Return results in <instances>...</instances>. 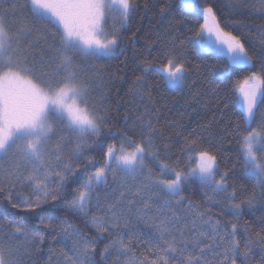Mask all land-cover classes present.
Returning <instances> with one entry per match:
<instances>
[{"label":"trees","instance_id":"16d2710c","mask_svg":"<svg viewBox=\"0 0 264 264\" xmlns=\"http://www.w3.org/2000/svg\"><path fill=\"white\" fill-rule=\"evenodd\" d=\"M137 3V11L126 24L118 16L107 19L105 30L109 33L115 31L118 39L115 56L70 53L75 65H78L76 67L84 71L79 68L81 79L89 86L88 103L105 117L106 125L99 140L92 147H84L78 159V134L54 117V132L48 150H55L59 145L63 159L76 168L75 175L68 176L62 194L39 209L26 211L12 208L5 198L6 193H0V249L4 250L5 259L10 264H65L64 253L74 255L71 251L73 241L64 237L61 220H67L83 236L96 240L94 264H126L127 254L122 255L114 247L109 248L107 253L104 251L117 233L123 237L132 255L153 258L150 253H154L155 249L146 244L148 237L155 233L151 219L146 222L132 216V223L127 228L121 224L112 236L105 234L99 238L88 223L91 215L104 214L95 199L88 209V215L63 206L83 183V173L94 170L84 157L101 160L106 144L119 141L125 132L139 140L147 131L148 121L158 130L153 140L160 158L173 165L179 162L183 167L187 162L182 151L184 137L193 133L200 135L204 146L217 155L220 172H228V191L236 192V202L244 201L236 216L225 193H213L210 188L192 179L184 186L182 206H177L174 201L171 205L183 217L177 227L183 229L190 220V217H185L183 209L191 201L193 206H198L200 211L211 215L221 224L236 222L241 249L250 234L264 233V184L244 167L232 131V126L240 119L238 106L233 104L234 95L237 94L234 93V86L237 81L242 82L250 75V70L231 66L226 58L203 48L196 38L199 25L203 23L200 10L212 7L221 26L240 36L254 57L256 67L252 70L259 71V57L264 55V12L258 9L262 4L258 0H194V7L188 8L183 0H137ZM0 15L5 17L6 29L10 34L30 30L22 41L25 48L22 60L32 70L31 74L39 77L47 73L48 77H55L54 58L58 55L62 27L36 9L31 0H0ZM169 49L179 53L188 69L179 87L166 84L156 70L161 54ZM145 60L153 62L147 73L142 70ZM138 77L141 78L139 81ZM18 163L22 162L11 154L0 156V180L5 181L6 187L11 181L13 203L19 202L17 194L29 196L32 192L26 181L7 176ZM145 164V171L150 168L159 172L158 162L153 157H145ZM30 168L27 165L21 167L20 171L26 175ZM52 179L56 180V177ZM142 180V176L118 173L113 177L110 174L107 186L99 185L95 189L100 205L119 198L123 192L125 202L133 200L142 206L141 197L147 199V193H141V197L135 195ZM250 198L251 205L247 203ZM161 205L162 200L153 197L152 207L148 210L150 218L170 215L168 209ZM40 220L46 224L52 221L51 227L40 224ZM21 225H26L29 233H42L43 242L37 243L31 235L16 233L14 229ZM188 227H191L190 223ZM245 227L248 231H245ZM262 258L264 245L253 244L247 257L243 254L236 257V264H262Z\"/></svg>","mask_w":264,"mask_h":264},{"label":"snow or ice","instance_id":"6c2138e0","mask_svg":"<svg viewBox=\"0 0 264 264\" xmlns=\"http://www.w3.org/2000/svg\"><path fill=\"white\" fill-rule=\"evenodd\" d=\"M184 3L188 8L194 7V0H184ZM261 3L264 5V0ZM31 4L48 13L63 32L60 34L58 55L54 58L55 78H49L47 73L35 77L21 61L25 52L22 41L30 30H21L13 39L6 29L5 17L0 15V155L11 154L22 162L7 176L26 181L32 189L29 196L17 194L19 202L13 203L11 181L6 187L5 181L0 180V193H6L5 198L12 208L26 211H34L49 200H56L62 194L68 176L76 173L72 163L63 159L59 145L55 150H48L54 132V117L78 134V159L82 149L92 147L105 129V117L88 103V83L75 70L70 53L115 56L118 39L115 31L109 34L105 30L107 19L118 16L126 24L139 7L137 0H31ZM200 11L203 23L196 33L198 43L209 52L226 58L231 66L250 70V75L242 82L237 81L234 86V93L237 94L234 95L233 104L238 106L240 119L234 123L232 131L244 167L264 184V55L259 57L260 70H252L256 67L254 57L240 36L221 26L212 7H204ZM261 11L264 12V7ZM152 63L143 61L142 70L147 73ZM156 70L172 87L181 86L188 71L174 49L161 54ZM140 79L137 78L138 81ZM157 131L148 121L147 131L139 140L125 132L119 141L106 144L101 160L84 157L94 170L83 173V183L74 190L71 199L63 203L73 212L88 215V209L95 199L104 214L91 215L88 223L99 238L105 234L112 236L121 224L127 228L132 223V216L146 222L152 220L155 233L146 240V244L155 249L154 253H150L152 259L132 255L118 233L111 244L105 246V253L114 247L122 255H128L126 264H236V257L241 254L247 257L253 244L264 245V233L256 232L249 235L241 249L236 222L221 224L211 215L200 211L198 206H193L191 201L183 209L185 217H190V220L183 229L177 227L183 217L171 205L174 201L177 206H182L184 186L192 179L198 180L213 193H225L236 216L244 201L236 202V192L228 191V172H220L217 155L204 146L200 135L193 133L184 137L182 151L187 162L181 167L179 162L173 165L160 158L153 140ZM147 156L158 162L159 172L150 168L145 171ZM27 165L31 168L25 175L20 169ZM118 173L143 177L135 192L138 197H141V193H147V199L141 197L142 206L133 200L125 202L123 192L119 198L100 205L96 187H106L109 175L115 177ZM52 177H56V180ZM162 193L168 198L161 196ZM153 197L162 200L160 207H166L170 215H160L158 219L149 217ZM247 203L251 205L252 198ZM39 222L45 227L52 224V221L47 224L44 220ZM60 223L64 237L73 241L71 251L74 255L64 253L65 264H94L96 240L83 236L67 220ZM189 223L191 227H188ZM14 231L31 235L37 243H42L44 239L42 233H29L26 225L16 227ZM245 231H248L246 227ZM0 264H10L5 259L3 249H0Z\"/></svg>","mask_w":264,"mask_h":264},{"label":"rangeland","instance_id":"374dc122","mask_svg":"<svg viewBox=\"0 0 264 264\" xmlns=\"http://www.w3.org/2000/svg\"><path fill=\"white\" fill-rule=\"evenodd\" d=\"M183 2H184V0H183ZM258 2L261 3V0H258ZM261 4H262V3H261ZM262 7H264V5H261L260 7L258 6V9L261 10ZM38 10H39V9H38ZM39 11H40L42 14H44L45 16L51 17L48 13H45V12H43L42 10H39ZM51 18H52V17H51ZM106 31H107V30H106ZM17 34H18V33H17ZM17 34H13V35H12V34L9 33V35L12 36L13 39H15V36H16ZM109 34H111V33H109ZM21 61L23 62V60H22V56H21ZM23 63H24V62H23ZM76 65H77V64H76ZM77 66H78V65H77ZM79 68H80V67H76V71H77L78 74H79ZM80 69H81V68H80ZM81 70H82V69H81ZM82 71H83V70H82ZM83 73H84V71H83ZM85 74H86V71H85ZM33 76H34V75H33ZM49 78H50V77H49ZM54 78H55V77H53L52 79H54ZM0 156H1V155H0Z\"/></svg>","mask_w":264,"mask_h":264}]
</instances>
